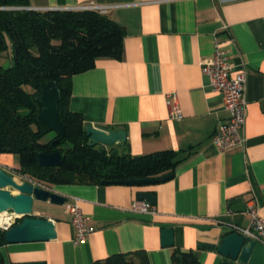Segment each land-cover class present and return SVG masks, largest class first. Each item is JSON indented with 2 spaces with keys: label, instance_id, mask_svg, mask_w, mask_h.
Wrapping results in <instances>:
<instances>
[{
  "label": "crops",
  "instance_id": "1",
  "mask_svg": "<svg viewBox=\"0 0 264 264\" xmlns=\"http://www.w3.org/2000/svg\"><path fill=\"white\" fill-rule=\"evenodd\" d=\"M29 1L34 11L106 7L104 15L125 28L122 60L100 58L72 79L69 107L86 126L125 130L126 143L114 147L132 156L167 150L191 155L171 179L154 185L53 186L68 202L77 201L94 233L76 245L67 205L35 208V202L34 215L53 220L57 235L1 246L5 264H94L137 251L150 264H173L176 251L192 252L201 264H222L217 249L198 245L218 247L230 226L247 228L252 206L264 216V0ZM216 40L226 43L233 73L244 71L247 79L246 145L229 152L212 143L229 118L202 69ZM169 99L181 109L179 120L171 118ZM19 167L17 156L0 157V169ZM144 192L156 197L157 216L131 211ZM237 200L245 212L232 210ZM164 228L174 229L172 246L162 245Z\"/></svg>",
  "mask_w": 264,
  "mask_h": 264
},
{
  "label": "trees",
  "instance_id": "2",
  "mask_svg": "<svg viewBox=\"0 0 264 264\" xmlns=\"http://www.w3.org/2000/svg\"><path fill=\"white\" fill-rule=\"evenodd\" d=\"M29 0H0V56L12 53L13 65L0 66V157H18V175L52 188L55 185H102L108 181L156 179L175 174L191 155L186 150L132 156L114 146L89 147L85 119L70 110L72 79L95 68L100 58L122 60L125 28L99 11H32ZM55 82L60 91L63 138L39 121L36 98ZM29 87V88H28ZM59 139L60 143L53 146ZM126 143V142H125ZM123 143V144H125ZM62 154V166L38 164L41 153ZM3 245L8 243L2 238ZM173 264H201L194 254L174 252ZM0 264L5 259L0 254ZM94 264H150L145 252L114 255Z\"/></svg>",
  "mask_w": 264,
  "mask_h": 264
},
{
  "label": "water",
  "instance_id": "3",
  "mask_svg": "<svg viewBox=\"0 0 264 264\" xmlns=\"http://www.w3.org/2000/svg\"><path fill=\"white\" fill-rule=\"evenodd\" d=\"M41 107L39 121L46 126L50 133L56 132L63 138L66 133V125L60 119L59 103L60 91L55 82L47 84L36 98ZM85 134L89 138L88 146H106L112 147L117 144L125 143L128 135L123 129L111 130L106 126L88 125L85 128ZM60 143L59 139L53 142V146ZM38 164L43 167L62 166V154L56 151L51 154L41 153L38 156ZM174 176L173 173L156 177V179H143L131 181H108L102 182L106 185H127L144 186L154 185L159 182H165ZM137 198L140 201H147L151 205L157 204L156 197L152 193H139ZM35 202L51 203L52 205L65 206L68 199L64 196L40 188L32 182L19 181L10 175L5 169H0V214L13 213L20 216L16 224L8 230L0 229V240L8 244L32 243L51 241L57 235V227L53 220L34 215L33 209ZM232 210L245 212L246 206L242 201H233ZM162 245L172 246L174 243V229H162ZM2 242H0V247ZM200 248L217 249L218 254L225 258L222 264H264V244L246 239L238 232H232L222 239L220 246L212 244H199ZM23 264H44L39 262Z\"/></svg>",
  "mask_w": 264,
  "mask_h": 264
},
{
  "label": "built area",
  "instance_id": "4",
  "mask_svg": "<svg viewBox=\"0 0 264 264\" xmlns=\"http://www.w3.org/2000/svg\"><path fill=\"white\" fill-rule=\"evenodd\" d=\"M73 10H93L106 14L109 8L96 7L89 5L81 8H73ZM72 10V11H73ZM223 27V30H226ZM213 57L202 64L203 74L210 82V86L214 92L221 95L223 106L228 113V121L222 123L217 128V132L212 138V143L221 152H229L233 149L242 148L246 145L245 126L247 122V97H246V73L241 71L238 74L233 73V67L230 61V55L226 43L215 41ZM169 98H174L171 95ZM168 101V106L172 108L171 118L179 120L182 118V112L176 102ZM10 175L14 177L17 172L4 168ZM3 169V170H4ZM67 212L71 215V225L74 229L75 244H83L88 237L94 233V229L88 225V218L82 211L77 201L68 202ZM131 211L138 214L158 215L156 207L147 201H134ZM249 213L252 221L247 228L238 225L230 226L232 232H238L246 239L264 244V216L260 215L258 209L254 206L250 207ZM3 215L0 221V229L8 230L16 224L20 216L13 213L0 214Z\"/></svg>",
  "mask_w": 264,
  "mask_h": 264
},
{
  "label": "rangeland",
  "instance_id": "5",
  "mask_svg": "<svg viewBox=\"0 0 264 264\" xmlns=\"http://www.w3.org/2000/svg\"><path fill=\"white\" fill-rule=\"evenodd\" d=\"M32 11H34V10H32ZM37 11H39V10H37ZM48 11H59V10H48ZM48 11H40V12H48ZM60 11H64V10H60ZM59 11V12H60ZM65 11H67V10H65ZM82 11H86V10H82ZM6 55H4V56H0V66H3V67H6V68H9V67H11L13 64V58H12V53H10V55L8 56V57H5ZM29 88V87H28ZM53 136H54V133L53 134H48L47 136H45V137H43V139H42V142H48L49 140H51V139H53ZM14 177L15 178H19L20 180H23V181H27V182H32V183H34L35 185H37V186H39L40 188H44V189H48V190H52L51 188H49V187H46L45 185H40V184H38V183H36V182H34V181H32L31 179H26L25 177H21L20 175H18V174H14ZM44 205V207H55V205L53 206L52 204H47V203H45V202H43V203H36L35 204V208H36V206H43ZM48 205V206H47Z\"/></svg>",
  "mask_w": 264,
  "mask_h": 264
},
{
  "label": "bare ground",
  "instance_id": "6",
  "mask_svg": "<svg viewBox=\"0 0 264 264\" xmlns=\"http://www.w3.org/2000/svg\"><path fill=\"white\" fill-rule=\"evenodd\" d=\"M2 217H3V215H0V221L3 224Z\"/></svg>",
  "mask_w": 264,
  "mask_h": 264
}]
</instances>
